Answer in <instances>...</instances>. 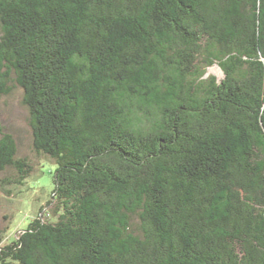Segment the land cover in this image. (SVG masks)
<instances>
[{"label": "trees", "instance_id": "obj_1", "mask_svg": "<svg viewBox=\"0 0 264 264\" xmlns=\"http://www.w3.org/2000/svg\"><path fill=\"white\" fill-rule=\"evenodd\" d=\"M17 87L56 170L0 264H264V0H0Z\"/></svg>", "mask_w": 264, "mask_h": 264}, {"label": "rangeland", "instance_id": "obj_2", "mask_svg": "<svg viewBox=\"0 0 264 264\" xmlns=\"http://www.w3.org/2000/svg\"><path fill=\"white\" fill-rule=\"evenodd\" d=\"M209 72L220 80L224 77L218 66L211 67ZM23 99L24 92L20 87L11 95L0 98V126H4L15 138L18 156L27 159L35 169L29 184L24 187L15 186L17 175L13 169L0 174V232L5 234L8 242L19 237L22 229L41 213V205L54 189L53 175L56 170L53 161L34 149L30 113ZM51 211L50 206L42 216Z\"/></svg>", "mask_w": 264, "mask_h": 264}]
</instances>
